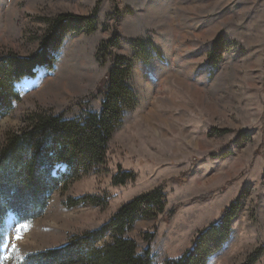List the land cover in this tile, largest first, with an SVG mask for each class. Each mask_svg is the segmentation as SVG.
<instances>
[{"label":"rangeland","instance_id":"obj_1","mask_svg":"<svg viewBox=\"0 0 264 264\" xmlns=\"http://www.w3.org/2000/svg\"><path fill=\"white\" fill-rule=\"evenodd\" d=\"M39 54L45 64L16 84L21 96L0 119V149L35 112L99 113L119 58L131 61L136 104L104 163L78 178L57 165L65 183L46 209L26 221L9 213L0 264H35L159 186L165 212L126 234L139 254L151 248L152 264L180 258L237 200L207 264H264V0H0V57ZM123 172L135 176L115 184ZM85 196L106 203L68 204Z\"/></svg>","mask_w":264,"mask_h":264},{"label":"trees","instance_id":"obj_2","mask_svg":"<svg viewBox=\"0 0 264 264\" xmlns=\"http://www.w3.org/2000/svg\"><path fill=\"white\" fill-rule=\"evenodd\" d=\"M62 24L60 19L57 26ZM137 44L142 43L135 42L136 51ZM219 46L220 43L215 45L214 52ZM42 54L30 58L0 57V119L11 111L21 96L16 84L25 77L34 76L36 68L45 64L46 61L39 58ZM130 67L131 61L117 59L99 113L87 112L79 118H66L64 113L35 112L29 115L25 128L7 136L0 149V255L3 245L1 230L9 213H15L21 221L39 216L46 209L52 193L65 183L55 174L57 165H66L68 178H78L81 173L105 162L113 132L122 124L125 112L136 104L135 94L127 84ZM118 175L114 177L115 184L124 182L122 177L135 176L132 172ZM79 202L106 203L99 197L85 196L68 204L73 206ZM166 206L163 186H159L124 204L99 229L76 236L65 246L43 251L32 258L35 264H152L151 248L139 254L136 242L126 234L138 220L157 217L165 212ZM240 207L239 200L232 203L220 222L200 232L190 250L163 264H207L228 240L232 220ZM173 214L175 208L171 209L169 216ZM106 238L111 242L100 246L99 243Z\"/></svg>","mask_w":264,"mask_h":264},{"label":"snow or ice","instance_id":"obj_3","mask_svg":"<svg viewBox=\"0 0 264 264\" xmlns=\"http://www.w3.org/2000/svg\"><path fill=\"white\" fill-rule=\"evenodd\" d=\"M19 238V237H18Z\"/></svg>","mask_w":264,"mask_h":264}]
</instances>
